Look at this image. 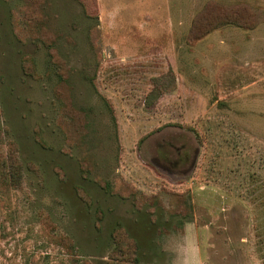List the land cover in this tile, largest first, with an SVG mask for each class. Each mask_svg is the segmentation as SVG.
<instances>
[{
	"label": "rangeland",
	"instance_id": "obj_1",
	"mask_svg": "<svg viewBox=\"0 0 264 264\" xmlns=\"http://www.w3.org/2000/svg\"><path fill=\"white\" fill-rule=\"evenodd\" d=\"M238 3L264 8L0 0V156L15 143L32 163L0 187V264H136L113 233L137 239L140 264H264V22L240 27Z\"/></svg>",
	"mask_w": 264,
	"mask_h": 264
},
{
	"label": "trees",
	"instance_id": "obj_2",
	"mask_svg": "<svg viewBox=\"0 0 264 264\" xmlns=\"http://www.w3.org/2000/svg\"><path fill=\"white\" fill-rule=\"evenodd\" d=\"M80 1H83V0H80ZM220 7H221L220 9L222 10L224 9L228 10V4L225 5L222 3L220 4ZM236 8L238 9V12L240 13L238 16L235 15V21H236L235 23L238 24L240 27L242 26L244 28H248V27L253 28L257 26L258 24L264 22V8L263 7L249 6L246 3L245 4L238 3ZM33 18H34V21L39 23V28H40L39 34L41 37H38L37 39H39L41 43H43L49 48V53L52 57V62L56 65L55 71H56V75L60 82L58 86L61 87V85L64 86V84L68 85L67 83L68 80L66 76L67 72H65L64 64L58 60L59 56L57 53V49L55 48V45H54L55 40L47 38L49 34L42 33V30L45 29L44 23L46 19L43 18L41 14L40 16H34ZM200 19L208 20V22L206 21H201V22L213 23L216 20H222L223 16L219 18L216 17L215 19H213L211 16L210 18L201 16ZM224 19H225L224 22L221 21L220 24L215 23L216 24L215 26L218 27L220 25L222 26V24H228L230 16L227 15L225 16ZM215 26L210 29L215 28ZM22 69H23V73L26 76L37 78L38 76L37 64L33 60V58H31L29 55H27L26 57L22 59ZM175 83H176V77H175L174 72H167L163 76L154 78L155 87L151 90L150 97H152L155 100L160 98L164 93L170 91L169 90L170 86L175 85ZM12 145H13V150L7 157L4 158V156H0V187H4V188L23 186V184L25 183V179H26V173H25L26 167L32 168L31 166L32 163H29V162L26 163V161L20 156L17 145L15 143H13ZM81 169H82V177L84 179H88V171L86 170V168H84L83 163H81ZM79 188H82V187H79ZM88 202L89 204H91V199L88 200ZM113 236L116 242V250L118 251L124 250L126 247H129V250L123 251L127 253V259L131 255H133L135 258L136 264H140V261H139L140 256L138 257L136 253L134 254L133 249L131 247L132 242H135V245L138 244L137 239L134 237L131 238V236L128 235V239L130 238L129 239L130 241L128 240L129 242H127L124 239L120 238L119 236H116L115 233H113ZM62 240H65V242L62 241V243H59V241H57V243L65 246L67 249H71L73 247L72 241L69 239L68 236L62 237ZM116 264H128V260L125 263L122 261H119Z\"/></svg>",
	"mask_w": 264,
	"mask_h": 264
}]
</instances>
